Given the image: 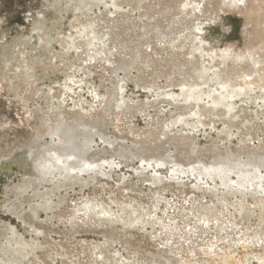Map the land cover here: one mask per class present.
I'll return each mask as SVG.
<instances>
[{
	"label": "rangeland",
	"instance_id": "1",
	"mask_svg": "<svg viewBox=\"0 0 264 264\" xmlns=\"http://www.w3.org/2000/svg\"><path fill=\"white\" fill-rule=\"evenodd\" d=\"M233 3L0 0V264H264V240L242 235L264 232V195H229L193 171L199 158L264 153V70L247 75L243 59L264 34L248 2ZM62 117L105 134L92 147L100 172L44 179ZM152 156L176 162L150 167Z\"/></svg>",
	"mask_w": 264,
	"mask_h": 264
},
{
	"label": "bare ground",
	"instance_id": "2",
	"mask_svg": "<svg viewBox=\"0 0 264 264\" xmlns=\"http://www.w3.org/2000/svg\"><path fill=\"white\" fill-rule=\"evenodd\" d=\"M177 1V0H176ZM248 2V7L250 10V23L252 25V34L254 37L264 34V0H245ZM251 2V3H250ZM250 4V5H249ZM118 20H124L123 18L117 17L115 20V27H123ZM126 28H132L131 25H128ZM158 28V27H157ZM94 28L91 27V31H93ZM121 32H114L110 31L108 34L111 35V40L114 42H119L120 39L116 37V35ZM167 34L166 32L160 34L157 36L158 40H161L162 38H166ZM263 44L260 46H256V43L252 40H250L248 45V52L249 54L245 56L243 59L247 63L245 66L247 75L254 76L256 74H260L264 70V40H262ZM259 45V44H258ZM131 62H124L121 65V69H124L125 71H129V69L132 67ZM217 101H215L214 105L211 107L213 109L220 108V105H217ZM111 110H113V103H111ZM63 120L60 121V124L57 126L55 130V135L59 139L58 149L57 151H54L55 156L49 155L47 160L44 162H40L39 165L41 166L43 173H46L44 176V179L49 178L54 172L55 167H57L61 174L67 172L71 173L72 175H78L81 172L72 171L74 167H79V165H74L72 161L66 160L67 156L75 155L78 159L83 160L84 163L87 164H95L96 168L94 170H86L84 172L89 173H97L102 170V163H97L91 161L92 158V147H93V141L94 137L97 135H105L101 132V130L98 127H94L91 125H83V124H70L67 123V119L65 117H62ZM63 122V123H62ZM182 143L175 144L176 150L179 152L180 148L179 145ZM140 151V150H139ZM119 152V151H118ZM173 156H152L148 162V165L150 167H154L155 165H164L166 163H174L176 162L175 158L172 161ZM238 158V162L243 163L245 165L244 169H240L238 167L237 162L234 161V158L231 157H225L220 156L216 160H214L212 163H208V161L205 158H199L197 161L193 160V163L197 162L196 165L193 167V171L200 172V174H205L208 177H211L212 179L220 178L226 185H227V193L229 195H236V193L240 194H247L248 192H241L238 190H233L232 186L229 185V173L234 172L237 174V184L242 183V177L247 176L248 170H247V163L249 161H254L255 163H259L261 158H264V153H256L254 157L248 156L246 160L243 158ZM27 155L25 153L18 154L13 160H5L1 163V165H4V167H15L20 163V160H26ZM59 159L61 161L60 164L56 163V160ZM193 159L192 157L190 160ZM147 160V159H146ZM28 167H31V162L27 160ZM39 168V166H38ZM251 179H256L255 176H252ZM252 194H258L257 191H250ZM225 197V196H224ZM205 209V207L203 208ZM110 211V210H109ZM200 219L206 217L205 215L210 213L201 212L199 211ZM210 218L208 219V223L213 222L214 220H218V215H215L214 213L209 214ZM134 219H138V216L133 217ZM132 218V219H133ZM260 221L264 222L263 216H261ZM218 225V224H217ZM176 228V227H175ZM264 229V227H262ZM172 235H176L177 233L172 230L169 231ZM181 234V233H180ZM243 236H247L246 240H251V243H258L261 240H264V232H256V236L252 237L250 235L242 234ZM215 242L216 245L225 246L224 241L221 239V237L217 238L216 241H212L209 243V246L212 245V243ZM236 251V250H235ZM232 261V260H231ZM231 261H227L225 264H232Z\"/></svg>",
	"mask_w": 264,
	"mask_h": 264
},
{
	"label": "snow or ice",
	"instance_id": "3",
	"mask_svg": "<svg viewBox=\"0 0 264 264\" xmlns=\"http://www.w3.org/2000/svg\"><path fill=\"white\" fill-rule=\"evenodd\" d=\"M188 5H185V7H187ZM197 31H199V29H197ZM242 91V89H241ZM229 111H231V109H229ZM50 155L55 156L54 153H50ZM66 160L68 161H72L74 165H79V167H74L72 169V171H76V172H84L86 170H94L96 168L95 164H87L84 163L83 160L78 159L75 155L72 156H67ZM57 164H60L61 161L59 159L56 160ZM238 167L240 169H244L245 165L243 163L237 162ZM247 176H243L242 179V183L237 184L235 181L232 182V188L233 190H238L241 192H247V191H251V190H258L261 195H264V158H261L260 162L257 164L254 161H249L247 163ZM252 176H255L256 179H251ZM185 203H187V201H185ZM83 207L85 209H90L91 205L85 203L83 205ZM155 207V206H154ZM195 215L199 218L200 217V213L196 212ZM152 219H156L155 216H152ZM216 224H219V220H214L213 221ZM200 223L203 224L206 228L208 227V219L207 217H204L202 219H200ZM175 224V221L170 222L169 224V228H173ZM169 229L166 228L165 231H168ZM188 231H190L191 233H195V229H187ZM174 231L176 233H180V229L179 228H174ZM180 239L182 241H184L185 243L191 245L192 241L191 240H185V237L183 234H180ZM169 243H171V240L168 241ZM227 242V241H225ZM250 242V241H247ZM216 244L215 242L212 243V245L210 247H208L207 249H201V251H213V249H215ZM190 255H195V253H190Z\"/></svg>",
	"mask_w": 264,
	"mask_h": 264
},
{
	"label": "clouds",
	"instance_id": "4",
	"mask_svg": "<svg viewBox=\"0 0 264 264\" xmlns=\"http://www.w3.org/2000/svg\"><path fill=\"white\" fill-rule=\"evenodd\" d=\"M245 5V0H234L233 7L234 8H240Z\"/></svg>",
	"mask_w": 264,
	"mask_h": 264
}]
</instances>
